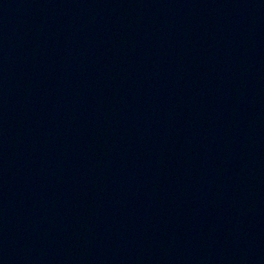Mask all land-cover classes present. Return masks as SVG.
<instances>
[{
	"label": "water",
	"instance_id": "water-1",
	"mask_svg": "<svg viewBox=\"0 0 264 264\" xmlns=\"http://www.w3.org/2000/svg\"><path fill=\"white\" fill-rule=\"evenodd\" d=\"M0 264H264V0H0Z\"/></svg>",
	"mask_w": 264,
	"mask_h": 264
}]
</instances>
